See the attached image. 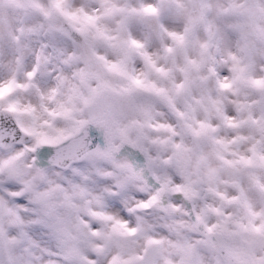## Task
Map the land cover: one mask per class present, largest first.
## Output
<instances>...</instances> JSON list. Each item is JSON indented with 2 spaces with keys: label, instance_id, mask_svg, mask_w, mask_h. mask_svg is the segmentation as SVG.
<instances>
[{
  "label": "snow or ice",
  "instance_id": "6c2138e0",
  "mask_svg": "<svg viewBox=\"0 0 264 264\" xmlns=\"http://www.w3.org/2000/svg\"><path fill=\"white\" fill-rule=\"evenodd\" d=\"M0 264H264V0H0Z\"/></svg>",
  "mask_w": 264,
  "mask_h": 264
}]
</instances>
